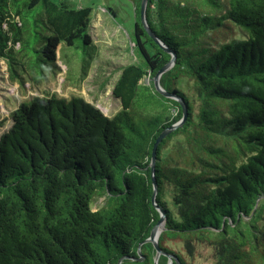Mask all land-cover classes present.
I'll return each instance as SVG.
<instances>
[{
  "label": "trees",
  "instance_id": "trees-1",
  "mask_svg": "<svg viewBox=\"0 0 264 264\" xmlns=\"http://www.w3.org/2000/svg\"><path fill=\"white\" fill-rule=\"evenodd\" d=\"M14 1L0 0V58L14 78L57 74L61 43L89 67L92 6ZM131 1L143 62L121 68L117 113L54 92L11 112L0 137V264H195L169 244L178 240L190 255L197 242L211 246L213 264H264V0H148V24L176 56L160 76L172 96L155 84L172 53L146 30L142 0ZM33 8L48 31L28 47L22 17ZM185 111L153 171L158 136ZM162 216L156 262L147 239Z\"/></svg>",
  "mask_w": 264,
  "mask_h": 264
},
{
  "label": "rangeland",
  "instance_id": "rangeland-1",
  "mask_svg": "<svg viewBox=\"0 0 264 264\" xmlns=\"http://www.w3.org/2000/svg\"><path fill=\"white\" fill-rule=\"evenodd\" d=\"M28 0H15V4H23ZM67 1L73 7H93L91 34L94 47L91 50L93 59L89 67L82 69L72 52L63 49L64 43L58 48L61 69L57 74H50L48 79L37 80L26 77L24 84L14 78L9 72L5 60L0 58V137L7 131L13 121L11 112L22 101L35 95L45 96L47 93H57L59 96L71 97L78 95L98 107L104 114L113 116L121 109V100L114 96V88L121 73V68L127 64H141L143 58L134 45L135 10L131 0H55ZM4 8V7H3ZM35 8V7H34ZM28 9L22 17L23 31L27 46L34 43L39 45L47 34L48 27L39 19L35 9ZM108 8L113 9L115 15ZM39 9V8H38ZM241 34V33H238ZM149 76L145 79L148 81ZM183 88L191 96L196 97L197 91L192 87L193 80L184 79ZM192 97V98H193ZM175 139L185 141L180 135ZM167 200L173 206L170 195ZM106 202V196H101L94 203L97 209ZM161 230L158 232L160 235ZM157 236V240H158ZM173 248L186 254V257L195 264H213L215 250L203 242H197L194 255L187 253L183 241L169 243ZM183 255L185 256V254Z\"/></svg>",
  "mask_w": 264,
  "mask_h": 264
},
{
  "label": "water",
  "instance_id": "water-1",
  "mask_svg": "<svg viewBox=\"0 0 264 264\" xmlns=\"http://www.w3.org/2000/svg\"><path fill=\"white\" fill-rule=\"evenodd\" d=\"M147 3H148V0H142V2H141V19H142V21H143V23H144V26H145V28H146V30L148 31V33L154 38V40L157 42V43H159L166 51H169V52H171V50H170V48L169 47H167V46H165L162 42H161V40L156 36V34L152 31V29H151V27L149 26V24H148V21H147V19H146V5H147ZM172 53V52H171ZM175 59H176V56L172 53V58H171V60L169 61V63L168 64H166L160 71H159V73L156 75V77H155V84H156V86H157V89L162 93V94H164L165 96H172L168 91H166L164 88H163V86L160 84V76L162 75V73L165 71V70H167V69H169L172 65H174L175 64ZM183 106H184V104H183ZM184 110H185V107H184ZM186 118V111H185V115L183 116V119L180 121V122H178V123H176V124H174L172 127H169V128H167V129H165L159 136H158V138H157V140H156V142H155V144H154V147H153V153H152V160H151V165H152V170L154 171V169H155V164H156V161H157V152H158V145H159V143L163 140V138H165L166 136H167V134L168 133H170L173 129H175V128H177L182 122H183V120ZM154 185H155V190H154V196H153V198H156L155 196H156V193H157V188H156V185H157V182H156V180L154 181ZM154 203H155V201H154ZM156 204V203H155ZM160 224H162V229H161V231L165 228V226H164V217L162 216V218L160 219V221L158 222V224H156L155 226H154V228L152 229V233H151V236L147 239V240H150V241H152L154 244H155V246H156V249H157V251H158V255H157V258H156V262L158 261V258H159V256H160V254H161V249H160V246H159V243H158V241H159V236H158V233H157V230H158V226L160 225ZM157 236H158V240H157ZM139 260H142V258L141 257H139ZM171 260H172V256H171V258L169 259V263L168 264H171Z\"/></svg>",
  "mask_w": 264,
  "mask_h": 264
},
{
  "label": "bare ground",
  "instance_id": "bare-ground-1",
  "mask_svg": "<svg viewBox=\"0 0 264 264\" xmlns=\"http://www.w3.org/2000/svg\"><path fill=\"white\" fill-rule=\"evenodd\" d=\"M154 201H155V203H156V198H154ZM162 210V209H161ZM164 214H165V212L164 211H162ZM162 229V224H160L159 226H158V230H157V233L160 231ZM173 262V259L171 260V263Z\"/></svg>",
  "mask_w": 264,
  "mask_h": 264
}]
</instances>
